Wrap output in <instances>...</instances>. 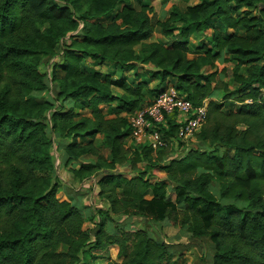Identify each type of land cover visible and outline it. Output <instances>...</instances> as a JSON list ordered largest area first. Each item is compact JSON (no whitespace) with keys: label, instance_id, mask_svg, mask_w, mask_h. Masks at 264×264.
<instances>
[{"label":"trees","instance_id":"obj_1","mask_svg":"<svg viewBox=\"0 0 264 264\" xmlns=\"http://www.w3.org/2000/svg\"><path fill=\"white\" fill-rule=\"evenodd\" d=\"M153 10L145 0H0V264H97L93 251L113 247L114 264H189L190 245L163 233L171 223L210 238L212 264H264V0H198L156 21ZM155 25L179 38L149 41ZM194 32L208 43L190 56ZM56 57L49 77L41 65ZM87 58L130 67L137 78L151 64L159 85L172 78L195 105L206 100L197 145L177 139L176 114L160 127L172 145H129L128 115L164 87L147 101L146 81L88 70ZM217 60L234 64L233 85ZM227 100L240 106L226 112ZM115 102L114 115L104 112ZM56 151L80 185L67 199ZM156 167L165 177L154 181ZM100 171L103 203L92 211L84 197L96 187L83 182ZM133 217L158 227L128 230Z\"/></svg>","mask_w":264,"mask_h":264},{"label":"rangeland","instance_id":"obj_2","mask_svg":"<svg viewBox=\"0 0 264 264\" xmlns=\"http://www.w3.org/2000/svg\"><path fill=\"white\" fill-rule=\"evenodd\" d=\"M198 2V0H145V3H148L153 7V12L151 13V17L153 18L154 21L158 19H165L168 16L169 11L172 9L174 5L181 9H186V7L190 4H194ZM121 6V4H120ZM114 13V12H113ZM108 18H104L103 22H107ZM215 23H219L218 20H215ZM232 31V30H231ZM207 34L211 33V30H208L206 32ZM176 38H179V36H171V37H166L163 35V33L160 30V27L155 25L154 27V32L152 36L150 37L149 41H159L164 43L165 45H170ZM71 42V38H66L62 41V43L58 47V52L61 51V48L65 46L67 43ZM190 56L195 55L198 50L197 46L205 45L208 43V39L205 37V33L201 32H194L191 35L190 38ZM139 48V47H138ZM137 48V49H138ZM58 57L53 59L52 61L45 62L43 65H41V70L45 73H49L48 76L50 77L52 73V66L53 64L57 61ZM216 65L218 70H223L227 69V75L225 76V80L228 81L231 85L232 84V70L234 67V64L231 63H223L221 60L216 61ZM84 67H86L88 70H98L101 71L104 74H111L114 78H125L129 83H132L134 85L137 84L138 79L139 81H146L147 82V88L145 90L147 101L153 99L155 95L157 94V90L161 89L165 85L169 83H175V81L172 78H169L167 82L164 84L159 85V79L157 76L154 75L153 73V66L151 64L144 65L141 70L139 69L138 71L141 73L140 76L137 78L135 76V71H133L130 67H127L126 69H121L120 67H117L116 65L112 63H100L99 61H94L91 60L90 58H87L84 61ZM208 69V68H207ZM209 70V69H208ZM143 71V72H142ZM138 81V82H139ZM154 89V90H153ZM112 91L117 94H123L124 91L116 86L112 87ZM45 95V94H43ZM42 96V95H41ZM118 102L112 103V104H105L103 106L104 112L108 113L109 115H114L115 110L117 109ZM240 106L239 103L231 100H227L224 103V111L229 112L232 111L233 109H237ZM103 139L102 135H99L97 138V143L101 145V141ZM186 142V148L183 147H178L177 150L173 151L172 157L177 156L179 153H183L185 149H187V146L191 145H197L198 141L194 137H191L188 140H185ZM128 143H130L128 141ZM192 143V144H191ZM191 144V145H190ZM206 149H214L216 148L214 146H211L208 142L203 144ZM188 146V147H189ZM55 147V146H54ZM185 148V149H184ZM220 151H223V148H221ZM101 154L103 157L108 158L109 157V151L105 147H101ZM90 157V156H88ZM55 158V167L56 171L60 176V179L62 181V186H61V191L59 193L60 199H66L70 198L71 196L75 195V188L80 187L78 181L76 180V176L74 173H71L70 170H68L67 167H63L61 164V159L59 158L57 151L54 154ZM150 175L152 180H156L160 177H163L164 172L162 169L156 167L153 169L149 170ZM100 172L92 174L89 179L84 181L85 187H90V185L93 186V188L96 187V182L98 180ZM174 187L171 185L168 187V190H173ZM97 187L95 190H88L87 196H82L81 198L84 197V201L86 202V205L90 207L92 211L95 210V208L99 207L100 205L102 206L103 200L98 195ZM213 190L217 192L218 187L216 185L213 186ZM146 197L149 199L151 198V194H147ZM239 204H242L241 202ZM179 208H184L183 203L179 204ZM88 215V214H87ZM147 221V222H146ZM125 225L128 227V230H135L137 228L144 227L145 225H150V229H154L155 227H158V225L154 224L153 221L149 224L148 220H143L140 219L139 217H133V218H127L124 220ZM93 223L90 222L88 219V222H86L85 227L88 228L92 226ZM182 227L175 226L174 224H168V225H163V233L165 237L174 243H180L183 247L186 245H190L189 248H187L184 251V256L183 259L186 260L189 264H212V245L213 242L210 240L208 237L204 238H196L193 239L191 238V233L182 230ZM118 247H113L109 249L107 252H101V251H93L97 255H100L102 257L98 258L96 260L97 264H106V263H116L120 261L119 255H118Z\"/></svg>","mask_w":264,"mask_h":264},{"label":"built area","instance_id":"obj_3","mask_svg":"<svg viewBox=\"0 0 264 264\" xmlns=\"http://www.w3.org/2000/svg\"><path fill=\"white\" fill-rule=\"evenodd\" d=\"M174 114L180 125L177 139L188 140L206 123V100L201 105H195L173 83L165 85L151 103L128 115L131 127L128 144H148L154 150L172 145L173 139L165 136L160 127L166 125L167 116Z\"/></svg>","mask_w":264,"mask_h":264},{"label":"crops","instance_id":"obj_4","mask_svg":"<svg viewBox=\"0 0 264 264\" xmlns=\"http://www.w3.org/2000/svg\"><path fill=\"white\" fill-rule=\"evenodd\" d=\"M170 12V11H169ZM169 14V13H168ZM105 18H107V17H105ZM104 20V19H103ZM209 30H211L212 31V29H209ZM210 34V33H209ZM223 63H227V62H223ZM228 63H230V62H228ZM105 104H103L102 105V108H103V106H104ZM104 110V109H103ZM126 170H128V168L126 169ZM165 177V172H164V175H163V177H160V178H158V179H162V178H164ZM66 199H67V197H65ZM109 249H111V248H109ZM108 249V250H109ZM108 250H106V251H101V250H98V251H101V252H107ZM96 251V250H95ZM102 257V256H101ZM102 264V263H101Z\"/></svg>","mask_w":264,"mask_h":264},{"label":"water","instance_id":"obj_5","mask_svg":"<svg viewBox=\"0 0 264 264\" xmlns=\"http://www.w3.org/2000/svg\"><path fill=\"white\" fill-rule=\"evenodd\" d=\"M122 170H126V169H122Z\"/></svg>","mask_w":264,"mask_h":264}]
</instances>
